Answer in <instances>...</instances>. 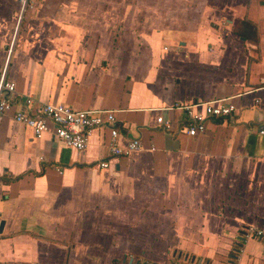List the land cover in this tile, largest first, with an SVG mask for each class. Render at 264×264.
I'll use <instances>...</instances> for the list:
<instances>
[{
	"label": "crops",
	"instance_id": "1",
	"mask_svg": "<svg viewBox=\"0 0 264 264\" xmlns=\"http://www.w3.org/2000/svg\"><path fill=\"white\" fill-rule=\"evenodd\" d=\"M29 4L19 20L17 0H0L16 96L113 111L120 145L141 150L112 159L101 128L78 153L3 116L0 264H264V242L243 237L264 227L263 4L243 16L208 0ZM215 100L236 113L195 137L167 110Z\"/></svg>",
	"mask_w": 264,
	"mask_h": 264
},
{
	"label": "built area",
	"instance_id": "2",
	"mask_svg": "<svg viewBox=\"0 0 264 264\" xmlns=\"http://www.w3.org/2000/svg\"><path fill=\"white\" fill-rule=\"evenodd\" d=\"M20 5V20L24 10L31 8L29 0H17ZM13 45L8 48L4 67L0 71V119L12 112L15 123L31 130L35 138L39 139L44 134L50 133L54 139L66 146L83 152L88 146L90 134L98 129L109 130L107 149L112 159L128 157L133 152L141 150V142L138 139H130L125 145L119 143V128L113 111L105 110H74L62 104L41 103L33 97H17L16 85L7 76V65ZM178 109L185 114V133L189 137H195L206 129L208 122L232 118L236 113V107L225 100L197 102L182 107H170L167 110ZM158 126L169 131L171 122L157 118ZM259 133L264 135V125ZM151 150H154L152 147ZM99 169L109 168V161H100ZM244 238L255 239L264 242V227H248ZM175 264H206L202 260L186 258Z\"/></svg>",
	"mask_w": 264,
	"mask_h": 264
},
{
	"label": "rangeland",
	"instance_id": "3",
	"mask_svg": "<svg viewBox=\"0 0 264 264\" xmlns=\"http://www.w3.org/2000/svg\"><path fill=\"white\" fill-rule=\"evenodd\" d=\"M209 4L212 5V9L219 10L222 14L226 15V10L228 7L243 10L246 6L245 3L249 4L250 0H208ZM261 3L264 6V0H253V4L256 6H260ZM239 16H243L244 13H238ZM246 17V15H245Z\"/></svg>",
	"mask_w": 264,
	"mask_h": 264
},
{
	"label": "water",
	"instance_id": "4",
	"mask_svg": "<svg viewBox=\"0 0 264 264\" xmlns=\"http://www.w3.org/2000/svg\"><path fill=\"white\" fill-rule=\"evenodd\" d=\"M242 40H244L243 38H241ZM3 226H4V221H1L0 222V233L2 232V229H3ZM132 262H130V264H131ZM136 264H138V263H136Z\"/></svg>",
	"mask_w": 264,
	"mask_h": 264
},
{
	"label": "trees",
	"instance_id": "5",
	"mask_svg": "<svg viewBox=\"0 0 264 264\" xmlns=\"http://www.w3.org/2000/svg\"><path fill=\"white\" fill-rule=\"evenodd\" d=\"M235 256V254L232 253V257Z\"/></svg>",
	"mask_w": 264,
	"mask_h": 264
}]
</instances>
